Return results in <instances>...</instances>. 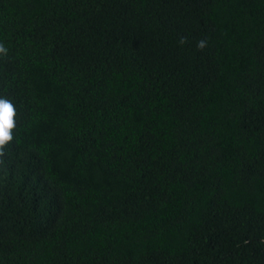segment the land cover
Here are the masks:
<instances>
[{"label": "trees", "instance_id": "trees-1", "mask_svg": "<svg viewBox=\"0 0 264 264\" xmlns=\"http://www.w3.org/2000/svg\"><path fill=\"white\" fill-rule=\"evenodd\" d=\"M0 44V264H264V0H0Z\"/></svg>", "mask_w": 264, "mask_h": 264}, {"label": "clouds", "instance_id": "clouds-1", "mask_svg": "<svg viewBox=\"0 0 264 264\" xmlns=\"http://www.w3.org/2000/svg\"><path fill=\"white\" fill-rule=\"evenodd\" d=\"M187 42V37H180L179 43L183 45ZM207 40L197 41L196 48L203 51L207 47ZM7 48L0 44V55L7 56ZM17 110L11 100L0 97V167L6 165L4 159L7 155L6 149L14 140V129L16 128Z\"/></svg>", "mask_w": 264, "mask_h": 264}]
</instances>
